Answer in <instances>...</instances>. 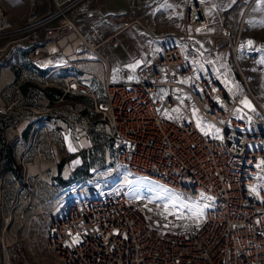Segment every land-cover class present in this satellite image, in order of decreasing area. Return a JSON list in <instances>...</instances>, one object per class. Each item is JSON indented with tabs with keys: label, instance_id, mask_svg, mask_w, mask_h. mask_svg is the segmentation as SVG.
Masks as SVG:
<instances>
[{
	"label": "built area",
	"instance_id": "built-area-1",
	"mask_svg": "<svg viewBox=\"0 0 264 264\" xmlns=\"http://www.w3.org/2000/svg\"><path fill=\"white\" fill-rule=\"evenodd\" d=\"M90 4L18 34L0 5V264H264V110L229 90L212 39L230 34L196 0L175 32L130 11L82 30ZM135 25L140 64L111 80L106 54ZM50 41L64 47L41 67L30 52Z\"/></svg>",
	"mask_w": 264,
	"mask_h": 264
},
{
	"label": "crops",
	"instance_id": "crops-1",
	"mask_svg": "<svg viewBox=\"0 0 264 264\" xmlns=\"http://www.w3.org/2000/svg\"><path fill=\"white\" fill-rule=\"evenodd\" d=\"M72 1L74 0H36L34 16L28 15L27 5L24 0H0V5L8 12L10 18L18 23L19 27L15 31L18 34V32L26 33L39 28L42 24L55 21L56 15L54 11L57 7ZM96 1L99 3L102 1L104 5L114 2L112 9H106L104 6L102 13L122 14L130 11L147 22L157 32H175L182 26L184 10L189 0H93V3L95 4ZM196 1L204 2L207 5L212 21L208 28L209 33L218 36H222V32L230 34L229 41L219 37L212 39L218 56L230 50L238 35L242 40H255L264 46V0ZM89 24L91 25L92 21L84 17L82 23H80V28L84 30ZM95 24L98 25L97 22ZM98 29L107 33L110 30L105 26L101 27L99 25ZM120 38L123 41H120ZM127 39L125 36H119L117 43L112 47V54L116 58L117 64H119V61L125 64L122 67L131 68L128 64L131 62L130 55L132 53ZM137 46L140 53L143 54L144 44ZM198 46L201 50L207 49V43L204 40H199ZM140 57L142 58L141 55ZM108 62L111 70L109 59Z\"/></svg>",
	"mask_w": 264,
	"mask_h": 264
},
{
	"label": "rangeland",
	"instance_id": "rangeland-1",
	"mask_svg": "<svg viewBox=\"0 0 264 264\" xmlns=\"http://www.w3.org/2000/svg\"><path fill=\"white\" fill-rule=\"evenodd\" d=\"M97 4V5H96ZM95 2L91 0V9L92 12L87 16L89 21H92L91 25H95V28L98 29V25L101 27H107L110 29L108 32L112 31L114 27L109 25L106 22V18L111 15L118 14H105L102 13L104 6L106 9H112L114 7V2H110L107 5ZM124 14V13H123ZM93 22H97L98 25ZM140 22V21H139ZM183 22V21H182ZM147 23V22H146ZM134 32L132 30H125V33H121L119 36L127 37L129 41V48L131 51L130 63L128 64L131 68H124L125 64L116 63V58L111 57L106 54L107 59L110 61V79L115 80L119 76V73H130L134 71L140 64V50L137 45H142V41L133 35L136 36L141 34L143 31L138 25L134 26ZM138 32V33H137ZM143 35V34H142ZM118 36V39H119ZM122 38H120V41ZM234 43V42H233ZM233 50L230 48L226 53L219 54L221 59V66L223 67L225 73V80L228 82L229 90L235 95L236 98L239 99L241 103H243L247 108L254 111H263L264 110V50H258L252 53H247L244 51L237 50L236 52H232ZM20 54V53H19ZM206 56H211V53H208ZM118 65V66H117ZM136 65V67H135ZM117 66V68H116ZM263 69V70H261ZM123 70H125L123 72ZM82 71L84 73L93 72L96 76L101 77L98 79H102V65H87L82 67ZM95 85L99 84V81H94ZM258 103L261 105V110L258 106ZM79 164V159L74 158L71 162V167L74 169ZM84 171H79L74 176H80V173ZM58 182V181H57Z\"/></svg>",
	"mask_w": 264,
	"mask_h": 264
},
{
	"label": "bare ground",
	"instance_id": "bare-ground-1",
	"mask_svg": "<svg viewBox=\"0 0 264 264\" xmlns=\"http://www.w3.org/2000/svg\"><path fill=\"white\" fill-rule=\"evenodd\" d=\"M115 18V17H114ZM125 16H122L121 19L113 20L115 25L120 24L121 20H124ZM119 21V22H118ZM109 23V22H108ZM64 47L63 41H50L45 44V46L30 52V58L38 63L41 67H46L49 63H51V58L48 56H52L53 54H58L60 50ZM56 58H59L58 56ZM60 59V58H59Z\"/></svg>",
	"mask_w": 264,
	"mask_h": 264
}]
</instances>
